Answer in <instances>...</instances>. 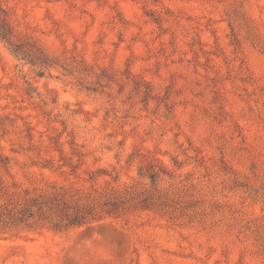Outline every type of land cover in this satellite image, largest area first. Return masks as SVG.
Segmentation results:
<instances>
[{"label":"rangeland","instance_id":"rangeland-1","mask_svg":"<svg viewBox=\"0 0 264 264\" xmlns=\"http://www.w3.org/2000/svg\"><path fill=\"white\" fill-rule=\"evenodd\" d=\"M0 26V176L178 207L1 230L0 264H264V0H0Z\"/></svg>","mask_w":264,"mask_h":264},{"label":"trees","instance_id":"trees-1","mask_svg":"<svg viewBox=\"0 0 264 264\" xmlns=\"http://www.w3.org/2000/svg\"><path fill=\"white\" fill-rule=\"evenodd\" d=\"M3 26H0L2 31ZM3 38L6 31L0 32ZM13 50L22 51V44L13 43ZM168 192L154 189L142 191L128 186L94 188L82 192L77 188L52 186L50 190L21 192L15 184L0 176V231L19 226H50L62 230L99 221L107 216L119 217L137 209L158 207L177 212Z\"/></svg>","mask_w":264,"mask_h":264}]
</instances>
